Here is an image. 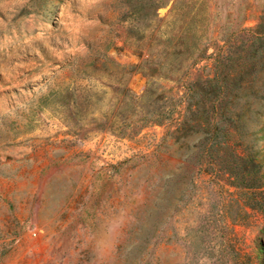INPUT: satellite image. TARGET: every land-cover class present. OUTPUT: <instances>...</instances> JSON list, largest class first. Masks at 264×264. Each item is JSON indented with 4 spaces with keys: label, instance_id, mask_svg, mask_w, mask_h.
Returning a JSON list of instances; mask_svg holds the SVG:
<instances>
[{
    "label": "rangeland",
    "instance_id": "374dc122",
    "mask_svg": "<svg viewBox=\"0 0 264 264\" xmlns=\"http://www.w3.org/2000/svg\"><path fill=\"white\" fill-rule=\"evenodd\" d=\"M0 264H264V0H0Z\"/></svg>",
    "mask_w": 264,
    "mask_h": 264
}]
</instances>
